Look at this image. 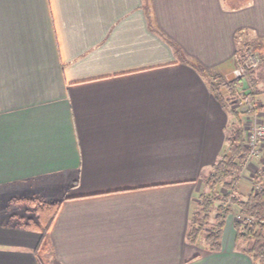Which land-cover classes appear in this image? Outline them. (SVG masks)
Here are the masks:
<instances>
[{
	"label": "crops",
	"instance_id": "1",
	"mask_svg": "<svg viewBox=\"0 0 264 264\" xmlns=\"http://www.w3.org/2000/svg\"><path fill=\"white\" fill-rule=\"evenodd\" d=\"M240 35L264 41V0H0V186L69 182L50 264H260L233 215L220 250L188 239ZM15 218L0 264H41Z\"/></svg>",
	"mask_w": 264,
	"mask_h": 264
},
{
	"label": "trees",
	"instance_id": "2",
	"mask_svg": "<svg viewBox=\"0 0 264 264\" xmlns=\"http://www.w3.org/2000/svg\"><path fill=\"white\" fill-rule=\"evenodd\" d=\"M261 45L264 46V41H259L258 45L253 42L241 45L235 57L236 66H245L250 50ZM262 53L264 60V49ZM255 73L254 69L246 70L249 79H253ZM215 79L220 81L227 92L228 98H222V103L225 110L234 117L235 122L226 130L227 151L212 166L211 172L203 177V182L209 193L202 197L199 208L193 215L188 239L192 243L203 239L209 245V249L220 250L224 227L232 212L230 206H224L223 203L231 201L232 204L240 208L244 216L256 221L255 225H246L244 229H241L238 223H235V227L238 239L247 244L245 251L260 264H264V187L257 193L251 192L247 197L238 193L241 173L251 157V150L244 140L241 115L242 113H255L257 109L254 107L242 112L237 109L236 100L240 97L238 89L244 84L243 78H233L230 81H221L219 77H214ZM257 94L248 93L247 96L256 100ZM218 187H220V193L217 191ZM24 200L28 204L31 214L18 218L19 226L42 235L36 254L41 264H50L48 255L51 245L48 231L59 212L62 201L47 202L38 198ZM217 203H220V207H216ZM215 211L217 212L216 222L214 221L216 224L214 223L215 225L211 227V216ZM210 228L213 229V232H208Z\"/></svg>",
	"mask_w": 264,
	"mask_h": 264
},
{
	"label": "rangeland",
	"instance_id": "3",
	"mask_svg": "<svg viewBox=\"0 0 264 264\" xmlns=\"http://www.w3.org/2000/svg\"><path fill=\"white\" fill-rule=\"evenodd\" d=\"M248 40H247V39ZM240 39V40H239ZM253 39V38H251ZM238 40L240 41V44L243 45L247 42H250V38H248L247 36L244 35H240L238 37ZM260 40L258 39H254L251 40V43H255L256 45H258V42ZM240 45V46H241ZM264 46H258V48L255 46L252 50H250L251 53H255L257 56L261 57V62L260 64L256 67V73L253 77V79H249V77L247 76V74L245 75V77H243V86H241L238 91H239V95L240 97H238V100L243 101L242 106L241 107H237V109L239 110H248L250 108L249 102L251 104V106H254L256 110L255 114H246V116L244 117L243 120V126H242V130H243V135L244 137L247 135L248 130L251 127L254 126H260V124L264 123V60H263V51ZM249 52V53H250ZM238 68V67H236ZM235 68V69H236ZM234 69V70H235ZM233 70V72H234ZM234 76V73H233ZM219 82L216 79L214 80V82H211V84L213 86H219ZM248 93H258L256 100H253L252 97H248ZM225 95H227V93H225ZM226 97V96H225ZM224 97V98H225ZM228 96L225 98L227 99ZM260 106H259V105ZM245 114V113H244ZM248 115H251L248 117ZM246 139V137L244 138V140ZM246 143V140H245ZM260 151L259 154L257 156H253L251 154L250 160L247 164V166L244 168V170L241 173V177L246 178L247 182L249 183L251 189H250V193L251 192H255V188L257 186H259L261 189L264 187V143L260 144ZM212 170V168H211ZM211 170L209 171V173L211 172ZM209 173L205 174L208 175ZM52 179V178H50ZM41 183V182H40ZM31 184H36V182H32ZM38 186L40 187H35V188H28L27 186H18V185H5V186H0V224H8V223H12V221L16 217L20 218L23 215H27V214H31L30 208L28 206V204L21 200L24 198H29L30 196L32 198H38L40 200H44L47 202H52V201H57L60 200L61 197L63 196V194H65V192H69L70 191V185L69 182H65V183H59L56 184L55 182L53 183L52 180H46L43 182V184H39L37 183ZM247 184V183H246ZM205 185V184H204ZM259 189V190H261ZM244 190L246 191V188H244ZM217 191L220 193V187H218ZM209 190L207 188V186L205 185L204 190L202 191V194L200 195L199 199L200 202L202 200V197L204 195H208ZM238 193L244 197H247L248 195H244L240 192V190L238 189ZM256 193V192H255ZM22 201L21 203H17L16 201L18 200ZM197 206V209L199 208V204ZM226 203V204H225ZM223 203L224 206H230L232 212L230 215H233L235 217V223L237 222V217L239 214L243 215L240 211V208L234 204L231 203V201L229 202H225ZM216 207H220V203L216 204ZM196 212V211H195ZM20 214V215H18ZM216 216H217V212H213L211 219H212V225H215L216 223ZM244 216V215H243ZM245 218H249L246 217ZM251 220V219H250ZM250 220L246 223L240 224L241 229H244L247 226H252L255 225L256 221L253 219L252 222H250ZM215 221V222H214ZM215 223V224H214ZM208 232H213V229H209Z\"/></svg>",
	"mask_w": 264,
	"mask_h": 264
},
{
	"label": "built area",
	"instance_id": "4",
	"mask_svg": "<svg viewBox=\"0 0 264 264\" xmlns=\"http://www.w3.org/2000/svg\"><path fill=\"white\" fill-rule=\"evenodd\" d=\"M261 62V57L257 56L255 53H248L247 55V60L245 63V66L243 67H238L234 70V78H243L246 75V70L247 69H256V67L260 64ZM243 101L241 100H236L237 107L242 106ZM250 106L251 108H254V106H251L250 102L248 107ZM246 137V145L250 148L251 154L253 156H257L260 151V144L264 143V123L260 124V126H254L251 127L248 130ZM244 137V138H245ZM261 189L259 186L255 188V192L257 193ZM251 218H245V216L239 214L237 217V222L240 224L245 225L244 223L249 221ZM253 219L250 220L252 222Z\"/></svg>",
	"mask_w": 264,
	"mask_h": 264
}]
</instances>
